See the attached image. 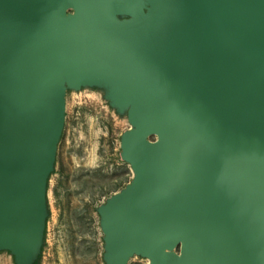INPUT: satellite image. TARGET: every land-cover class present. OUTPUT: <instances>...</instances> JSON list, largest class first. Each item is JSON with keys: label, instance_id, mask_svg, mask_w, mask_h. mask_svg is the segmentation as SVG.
Segmentation results:
<instances>
[{"label": "water", "instance_id": "obj_1", "mask_svg": "<svg viewBox=\"0 0 264 264\" xmlns=\"http://www.w3.org/2000/svg\"><path fill=\"white\" fill-rule=\"evenodd\" d=\"M149 1L0 0V242L34 244L64 75L115 67L137 131L111 255L264 264V0Z\"/></svg>", "mask_w": 264, "mask_h": 264}, {"label": "rangeland", "instance_id": "obj_2", "mask_svg": "<svg viewBox=\"0 0 264 264\" xmlns=\"http://www.w3.org/2000/svg\"><path fill=\"white\" fill-rule=\"evenodd\" d=\"M145 1L149 16L152 5ZM131 20L112 18L115 25ZM110 71L64 75L63 108L40 179L34 244L22 256L10 240L0 242V264H152L141 250L116 259L109 248L107 207L134 178L127 145L137 131L134 99L118 90L117 68Z\"/></svg>", "mask_w": 264, "mask_h": 264}]
</instances>
